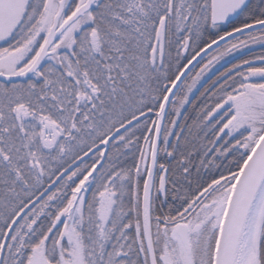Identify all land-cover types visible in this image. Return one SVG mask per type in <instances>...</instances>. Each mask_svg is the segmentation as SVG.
Here are the masks:
<instances>
[{"label": "snow or ice", "instance_id": "1", "mask_svg": "<svg viewBox=\"0 0 264 264\" xmlns=\"http://www.w3.org/2000/svg\"><path fill=\"white\" fill-rule=\"evenodd\" d=\"M0 264H264V0H0Z\"/></svg>", "mask_w": 264, "mask_h": 264}, {"label": "trees", "instance_id": "2", "mask_svg": "<svg viewBox=\"0 0 264 264\" xmlns=\"http://www.w3.org/2000/svg\"><path fill=\"white\" fill-rule=\"evenodd\" d=\"M258 50V49H257Z\"/></svg>", "mask_w": 264, "mask_h": 264}]
</instances>
